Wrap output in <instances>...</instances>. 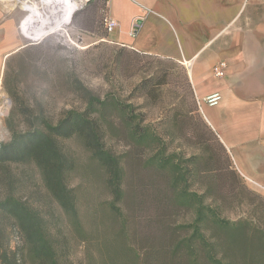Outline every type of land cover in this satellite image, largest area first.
<instances>
[{
    "label": "trees",
    "instance_id": "obj_1",
    "mask_svg": "<svg viewBox=\"0 0 264 264\" xmlns=\"http://www.w3.org/2000/svg\"><path fill=\"white\" fill-rule=\"evenodd\" d=\"M57 66L62 74L43 66L40 76L63 86L70 75ZM76 91L84 102L57 120L43 105L12 107L11 138L0 143V264H264V229L221 219L188 191L196 176L211 188L231 176L233 187H246L197 105L178 114L199 118L219 151L183 166L133 105L79 81ZM186 120L168 130H186ZM119 139L129 143L124 155L112 146ZM185 209L193 217L181 223Z\"/></svg>",
    "mask_w": 264,
    "mask_h": 264
},
{
    "label": "rangeland",
    "instance_id": "obj_2",
    "mask_svg": "<svg viewBox=\"0 0 264 264\" xmlns=\"http://www.w3.org/2000/svg\"><path fill=\"white\" fill-rule=\"evenodd\" d=\"M105 15L102 0H88L75 15L70 42L51 37L43 44L28 45L22 40V43L9 45L2 53L0 143L11 138L7 120L15 101L26 109L43 105L49 117L57 120L61 109L69 110L84 102L76 91L79 81L93 93L133 105L134 117L143 124L152 125L166 155L176 156V161L183 166L188 159L208 157L210 151H219L199 118L194 115L188 120L178 114L186 113L197 105L201 121L205 122L191 85L188 66L172 59L140 54L111 42L110 33L104 26ZM58 63L63 64L70 75L63 86L40 76L39 70L43 66L56 75L59 71L62 74ZM147 89L155 91L153 97L143 96ZM25 119L20 118L16 122L19 131L24 130L22 122ZM176 119H187L182 123H188L189 127L186 130H168V125L170 127ZM112 142L117 154L124 155L130 151L127 140ZM237 175L247 188L233 187V176L231 181L230 178L223 179L220 188H211L208 180L196 176L188 179V191L202 196V203L221 219L231 222L249 220L264 229V191L252 188L238 172ZM230 183L231 188L228 187ZM192 212L185 209L179 214V221H190Z\"/></svg>",
    "mask_w": 264,
    "mask_h": 264
},
{
    "label": "crops",
    "instance_id": "obj_3",
    "mask_svg": "<svg viewBox=\"0 0 264 264\" xmlns=\"http://www.w3.org/2000/svg\"><path fill=\"white\" fill-rule=\"evenodd\" d=\"M102 5L119 23L111 42L188 66L203 120L232 168L264 191V0H102ZM14 37L22 43L20 34ZM219 62L227 64L223 78L213 74ZM216 94V104L204 102Z\"/></svg>",
    "mask_w": 264,
    "mask_h": 264
},
{
    "label": "bare ground",
    "instance_id": "obj_4",
    "mask_svg": "<svg viewBox=\"0 0 264 264\" xmlns=\"http://www.w3.org/2000/svg\"><path fill=\"white\" fill-rule=\"evenodd\" d=\"M87 1L0 0V56L16 43V33L28 45L43 44L51 37L70 42L75 15Z\"/></svg>",
    "mask_w": 264,
    "mask_h": 264
},
{
    "label": "built area",
    "instance_id": "obj_5",
    "mask_svg": "<svg viewBox=\"0 0 264 264\" xmlns=\"http://www.w3.org/2000/svg\"><path fill=\"white\" fill-rule=\"evenodd\" d=\"M104 26L109 33H112L119 28V23L116 20L112 19L111 17H108L105 15ZM226 68H227V64L225 62H219L213 68V74L217 78H223L225 76V69ZM219 99H220L219 95L216 94V95H213L211 97L204 99V102L208 105H214L218 102ZM198 104H199V102H198Z\"/></svg>",
    "mask_w": 264,
    "mask_h": 264
}]
</instances>
